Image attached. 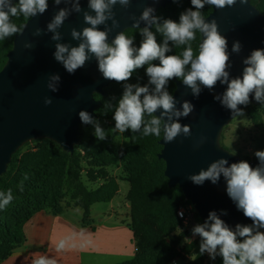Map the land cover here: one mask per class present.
<instances>
[{
    "label": "clouds",
    "instance_id": "9594fccd",
    "mask_svg": "<svg viewBox=\"0 0 264 264\" xmlns=\"http://www.w3.org/2000/svg\"><path fill=\"white\" fill-rule=\"evenodd\" d=\"M54 2L59 5L61 0ZM247 2L248 0H239L241 4ZM117 3L127 7L130 0H89V8L95 12V16L85 12L84 21L90 27H85L82 32L71 30L72 38L82 39V42L78 47L71 48L67 44L57 43L54 53L55 60L60 62L69 74H74L82 68L89 59L88 53H91L96 57L103 77L116 82L128 81L135 70L148 65L146 74L149 77V84L155 86L154 91L150 93L148 86L125 85L113 116L116 131L124 133L130 129L135 133L143 127L144 136L161 137L163 134V141L166 143L173 142L181 134L185 137L189 136L190 127L181 125L178 119L181 116H188L193 106L185 101L182 111L177 110L176 101L165 90V85L174 77L182 78L183 84L196 96L200 93L201 84L208 89H212L217 81L227 84L223 97L217 96L216 99L221 100L233 115L243 114L238 106H247L251 94H254L257 102L264 105V49L253 50L251 55L243 60L245 67L242 77L229 80V73L226 71L229 67L227 39L219 32L216 20L205 22L200 12L205 4L222 10L234 6L237 0H191V5L196 10L189 8L182 13L179 23L169 19L162 27H158L157 30L165 36L163 45L159 44L155 35L145 27L141 29L144 39L139 48L132 46L133 40L124 32L117 34L109 44L108 32L101 31L97 27L113 19L112 6ZM47 8L48 0H18V3H14L13 0H0V40L22 34L24 26H17L12 22V17L32 18L37 14H43ZM74 10L76 12L81 10L79 0ZM153 11L154 9L150 7L145 8L140 20L149 25L157 23V18L151 15ZM68 15V10L61 9L47 25L48 31L54 33L53 40L61 39L60 33L56 30L63 25ZM113 25L118 26V22L113 20ZM138 25L139 21H136L135 26ZM197 30L203 34V40L193 58L194 51L188 42L196 40ZM40 34L41 29L37 28L34 35ZM169 41L178 45L188 44V46L183 50L182 55H166L170 51ZM25 47L31 45L26 44ZM241 47L239 41H236L233 43L232 51L239 53ZM155 60H159V64L151 63ZM186 66H190L187 72ZM59 80V75L51 76L48 88L56 91V82ZM44 103L50 105L52 100L46 97ZM158 109L163 110L160 116L154 115ZM146 115L150 118L147 122H145ZM79 117L84 124L94 125V135L99 140L106 138L99 122L94 121L88 112L80 111ZM173 117L177 118L176 121H173ZM163 118H166V121ZM255 157L259 161L255 168L247 161L232 163L229 166L228 160L221 158L211 163L207 170L202 169L198 175L189 177L194 184L202 185L206 180L215 184L222 175L227 183L228 196L235 202L237 209L252 221L250 225L237 224L233 230L215 211H212L204 223L197 224L193 228V235L201 238L200 253H207L213 260L219 255L223 264H264V231H261L264 229V151H256ZM21 190H23V182H21ZM13 198L11 189L0 192V209L6 208ZM64 248L65 241L61 240L57 250ZM33 264H56V261L40 255L34 259Z\"/></svg>",
    "mask_w": 264,
    "mask_h": 264
},
{
    "label": "water",
    "instance_id": "95a60500",
    "mask_svg": "<svg viewBox=\"0 0 264 264\" xmlns=\"http://www.w3.org/2000/svg\"><path fill=\"white\" fill-rule=\"evenodd\" d=\"M191 2V0H186ZM18 3V0H13ZM77 0H61L59 5L54 1L48 2V8L43 14H37L24 24L22 34H17L13 47L8 52L7 61L0 71V182L8 171L13 155L29 142L48 139L58 144L61 149L73 154L81 141V127L84 124L79 117L80 111H86L95 121L96 111L102 106V101L95 98V94L107 97L106 88L114 80L103 77L99 71L96 57L88 53L89 59L82 68L74 74H69L63 65L54 58L57 43L78 47L82 42L71 36V30L82 32L90 27L84 21V13L95 16L89 8V0H79L80 11L74 6ZM173 0H130L124 7L117 3L112 6L113 19L98 25V29L108 32L107 43L111 44L116 35L128 29H152L154 24H147L140 20L145 8H152V16L157 18L160 8L171 5ZM213 7V6H212ZM61 9H66L69 15L56 31L60 33V40H53V32L48 31L47 25ZM134 17L135 19H133ZM205 22L215 19L219 32L227 39L229 53V80L242 77L245 67L243 60L251 55L253 50L264 49V14L248 0L246 4L237 3L232 7L215 9L204 17ZM113 20L118 26L113 25ZM139 21L138 27L135 22ZM41 29L40 35H34L35 30ZM203 34L201 33V41ZM239 41L241 51H232L233 43ZM30 44L31 47H25ZM59 75L56 91L48 88L50 77ZM176 90L172 95L176 101V109L182 111L185 101L193 106L188 116H181L178 122L190 127V135L178 136L173 142L166 143L163 136L160 140L162 150L158 158L166 164L165 176L168 186H179L186 199L194 206L203 222L208 214L215 211L225 223L235 230L237 224H248L252 221L238 210L236 204L227 194V183L221 175L217 183L206 180L202 185L194 184L189 177L207 170L211 163L218 159L232 163L247 161L253 168L258 166V159H244L221 144L223 130L238 115L216 99L223 97L227 84L217 81L212 89L199 85L198 96L183 84V80H175ZM199 84V82H197ZM52 103L45 105V98ZM250 103L260 104L250 95ZM239 108L244 110L245 106ZM162 109L154 115L160 116ZM166 121V118H163ZM173 117V121H176ZM224 212L227 214L225 215ZM264 231V229H261Z\"/></svg>",
    "mask_w": 264,
    "mask_h": 264
},
{
    "label": "rangeland",
    "instance_id": "374dc122",
    "mask_svg": "<svg viewBox=\"0 0 264 264\" xmlns=\"http://www.w3.org/2000/svg\"><path fill=\"white\" fill-rule=\"evenodd\" d=\"M189 8L194 10L191 5L178 2L171 8L169 14H161L158 27H162L169 19L179 23L180 15ZM24 19L23 16L11 18L17 26H20ZM158 27L152 33L157 42L163 45L165 36L157 30ZM12 38L13 36L0 40V49L8 48ZM143 39L142 34L135 35L132 38V46L139 48ZM168 46L170 51L166 55H182L186 44L178 45L169 41ZM156 61L159 60L151 63ZM146 86L150 93L154 91L155 86L149 84V80ZM165 86L169 90L171 84L168 82ZM148 119L145 117V122ZM95 121L99 122L105 131L106 138L99 140L94 135L93 124L82 129L80 144L75 148V152H79V181L91 192L99 191L107 181H116L118 192L112 199L113 204L111 201L86 206L77 194L76 184L70 178V162L65 161L61 156L62 149L59 145H49L47 149L40 151L41 144L35 140L21 148L20 157L25 159L24 169L27 175L45 196V204L48 207L45 211L74 213L80 215L85 221L91 213L103 214L113 205L115 213L122 216L123 220H128L130 225L135 226L136 232L142 238L141 245L144 248L147 246V255L167 247L176 250V256L173 259L175 263L169 264H223L222 257L219 255L213 260L207 253H200L201 238L193 235L192 230L197 224L204 222L192 204L194 218L191 222L185 223L177 218L176 207L180 199L175 193H169L162 198L160 217L155 216L151 211L154 200L152 194L136 202L131 201L129 194L133 181L147 176L151 183L157 185L154 174L149 168V159L131 148L132 136L137 132L134 133L129 129L119 133L115 130L114 119L109 121L96 119ZM221 144L230 152L250 160L256 158V151H264V105L260 103L245 106L243 114L238 115L223 130ZM29 213V207L25 206L14 210L0 209V223L8 230H15L18 223H21ZM14 245V243L0 244V259L14 249Z\"/></svg>",
    "mask_w": 264,
    "mask_h": 264
},
{
    "label": "trees",
    "instance_id": "16d2710c",
    "mask_svg": "<svg viewBox=\"0 0 264 264\" xmlns=\"http://www.w3.org/2000/svg\"><path fill=\"white\" fill-rule=\"evenodd\" d=\"M54 0H48V2ZM178 2L186 3L191 5V2L186 0H176L171 5H168L165 8H160L157 13V23H154L152 29H149L151 32H154L158 27L159 19L161 14H169L170 10L173 6H175ZM252 3L264 14V0H252ZM192 6V5H191ZM193 7V6H192ZM196 10L195 8H193ZM213 10L211 5L205 4L203 9H200L203 17L208 16ZM30 18H25L21 25L24 24ZM20 25V26H21ZM130 39H132L135 35L141 34V29H128L124 32ZM17 35V34H16ZM11 39L10 46L6 49H0V71L7 61L8 52L13 47V41L15 36ZM201 41V33L197 30L196 40L188 42L191 44L194 57L198 52V46ZM186 44L185 48L188 46ZM153 64H159V61H156ZM147 67H141L133 72L131 78L125 82H117L112 83L110 86L106 88L108 93L107 97H103L101 94H95V98L97 100L102 101V106L96 111L97 119L102 121H109L114 119V111L118 105L119 100L122 98L123 92L125 90L126 84L146 86L149 80V77L146 74ZM190 66H186L185 71L189 70ZM183 80L182 78H172L169 80L171 87L169 90H165L169 92L170 95H173L176 90L175 80ZM107 105V107H106ZM147 117V115H146ZM149 118V117H147ZM150 119V118H149ZM85 126L81 127L82 129ZM143 129L132 136L131 148H134L137 152L146 156L149 159V168L154 174L155 180L157 181V185L151 183L150 179L147 176H142V178L133 181L132 190L129 194V197L132 202H136L142 199L146 195L152 194L154 196V200L152 203V213L160 217L162 215V198L169 194L175 193V195L180 199V203L177 204V210L186 204L191 205L192 203L186 199L182 189L179 186L174 188H170L168 186V179L165 176V167L166 164L163 160L158 158V154L162 150V146L160 145L161 137H156L154 135L144 136L142 134ZM82 136V135H81ZM41 144L40 151H44L49 147V145H56L55 142L48 139H40L37 140ZM60 147V146H59ZM61 148V147H60ZM21 149L18 150L12 158V162L9 165L8 171L2 176L0 182V192H7L9 189L12 190L13 200L6 207V209L14 210L19 207H29L30 213L27 217L23 219L21 223H18V226L15 230H8L4 225L0 223V244L3 243H14L15 248L10 250L8 253L3 255L0 259V264L4 262L11 254L14 253L17 247H19L24 241V226L30 220V218L37 212L44 211L47 207L45 204V196L41 192L40 188L37 187L32 181L31 178L27 175L24 169V161L25 159L20 157ZM61 156L65 159V161L70 162V178L76 184L77 194L83 201L86 206H91L96 203H108L111 202L118 192V184L114 180L107 181L106 184L102 186L99 191L91 192L86 189V187L79 181L80 177V163H79V152H75L73 154H69L65 151H61ZM243 158V157H242ZM250 160L248 158H244ZM257 159V158H255ZM27 177V179H25ZM21 182H23V190H21ZM177 218L179 219L178 215ZM180 220V219H179ZM130 228L134 232L135 241L137 242V249L135 257L125 263L122 264H169L176 256V250L173 248H164L159 250L156 253L147 255V246L141 245V236L136 232V228L133 225H130ZM145 243V242H144Z\"/></svg>",
    "mask_w": 264,
    "mask_h": 264
},
{
    "label": "crops",
    "instance_id": "0c3cea01",
    "mask_svg": "<svg viewBox=\"0 0 264 264\" xmlns=\"http://www.w3.org/2000/svg\"><path fill=\"white\" fill-rule=\"evenodd\" d=\"M61 240L65 248L58 251ZM136 249L128 220L115 213L113 205L85 221L74 213L44 210L25 224L23 243L1 264H33L40 255L56 264H122L135 257Z\"/></svg>",
    "mask_w": 264,
    "mask_h": 264
},
{
    "label": "built area",
    "instance_id": "2783aa9c",
    "mask_svg": "<svg viewBox=\"0 0 264 264\" xmlns=\"http://www.w3.org/2000/svg\"><path fill=\"white\" fill-rule=\"evenodd\" d=\"M192 206L191 205H185V206H181L178 210H177V215L179 217V219L181 221H184L185 223H189L191 222V220H193L194 218V213L192 211ZM181 213H183V215L181 216ZM172 263H175V260L172 261Z\"/></svg>",
    "mask_w": 264,
    "mask_h": 264
}]
</instances>
